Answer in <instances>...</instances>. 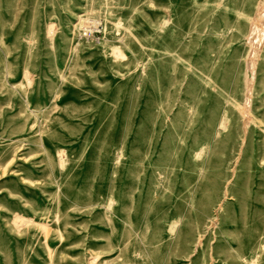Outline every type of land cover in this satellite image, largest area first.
<instances>
[{
    "label": "rangeland",
    "instance_id": "374dc122",
    "mask_svg": "<svg viewBox=\"0 0 264 264\" xmlns=\"http://www.w3.org/2000/svg\"><path fill=\"white\" fill-rule=\"evenodd\" d=\"M0 264H264V0H0Z\"/></svg>",
    "mask_w": 264,
    "mask_h": 264
}]
</instances>
